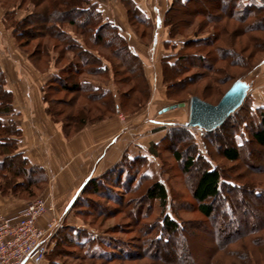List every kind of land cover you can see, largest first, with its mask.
Listing matches in <instances>:
<instances>
[{
	"label": "rangeland",
	"instance_id": "374dc122",
	"mask_svg": "<svg viewBox=\"0 0 264 264\" xmlns=\"http://www.w3.org/2000/svg\"><path fill=\"white\" fill-rule=\"evenodd\" d=\"M53 1L54 0H22L21 2V0H0L1 17L3 13L2 10H6L7 14L3 21L6 19L5 27L7 31L13 29L17 21H25V25L22 29L27 34L23 37H20L19 40L17 38L16 41L14 39L13 41L11 40L12 42H16L17 53L21 55L22 58H25L31 65H35L34 67L41 73L51 70L53 72L52 75L58 72L64 76L68 75L67 71L71 66H76L75 64L79 59L77 51L75 49H69L67 50L64 57H60L59 51L60 49L62 50L63 46L67 42L62 37L56 38L53 36V34L51 35L47 33L46 29L43 27V24H46L47 20H43V17L40 16L37 19L30 18V16H32L31 14H33L35 10L41 12L42 9L49 6ZM170 1L171 0H133V3L136 4V6L140 9V15H144L150 22V25L148 26H144L140 22H131V20L129 22V10L132 8V5L130 4L132 3L131 0H103V2L100 3L97 1L103 13V18L106 20L112 19V17L116 15L117 12H113L114 6L119 12H126L127 21L125 19V28H127L132 35L133 39L130 40L128 38V40L135 53L139 55V44L145 45L147 50L152 52L151 55H153V59L150 58V65L148 66V64L145 65L144 63L143 77L141 75L139 76L138 74L135 76L134 74L132 77L133 79H131L129 83L123 82V84H118L115 81V78H112V71L111 73L110 71L108 72L110 74L108 77L105 75H99L98 78H102L105 82H100L99 80L95 81L94 84H100V86H102L105 90L110 91L109 95H106L103 98H100L99 92L94 93L95 95L91 93V95L88 96V93H83L81 94L82 96H78L77 93L63 91L62 89L47 90L46 94L48 96V103L45 102L46 108L49 105V111L46 109L47 114L54 122L59 123L62 126V132L65 138H71L73 135L72 133L75 132L74 128H71V124L65 120L66 116L69 114H74L83 108L81 105L87 106L89 108L88 112L90 115L94 116L96 112L98 113L97 108H99L98 104L102 102L101 100H106V102L111 104L115 102H118L122 105L128 103L126 106H121V109L117 113H111L110 116L106 115V117L117 115L122 119L123 122L128 123L131 120L130 117H134L133 115L136 113V109L131 107L133 104L132 102L127 101L130 99L125 98V95L129 93L130 89L135 86L137 89H141L142 87V89H144V86L150 87V97L146 101L145 107L139 112L148 107L153 99L156 100V103L154 102V111L149 115L144 116L145 118L143 117L141 122L147 123L149 119H152L158 124L153 125L155 126L154 128H161V131H163L159 135L161 138L159 136L150 137L151 134H149V139H151L149 141H147L148 137L146 138L145 142L144 139H137L134 142L132 149L129 148L126 151V160H134L136 158L140 160L142 157H145L148 161L145 166L136 169L133 168L132 172L128 173L127 176L125 175V177H123L124 174L120 175L119 173H110V177L107 181L108 190H104L103 192L99 191L98 193H94L90 187L88 189H84V191L81 193V196L83 194L82 197L85 201L79 199L80 197H78L74 201L75 205L70 211V213H72L71 218H73L71 220L74 221L76 217L78 220H75V223H69L63 220L60 223L57 231H55V234L57 235L61 232L63 234H71L72 236H75L77 234L81 235L82 233H85L93 237H104L107 236L105 232L110 231L114 236H118L119 238L125 239L126 241L130 240L132 244V250H138L139 254L142 256L147 255L148 253H151L152 255L154 253H157V255H164L165 253L163 251L162 241H153L148 246V248L146 247L141 249V247L139 249V246L142 242L140 238L141 236L145 239H151L152 241L158 236L157 234L159 232L157 221L159 220V216L161 214V206L158 202L151 203L143 192L144 187L148 185V183H152L153 180L151 178L153 176L155 180L160 179L167 187L170 199L167 205L168 212H171L173 217L182 220L186 226L183 230H181V232H179L180 234L177 233L176 238L173 241V247L175 250L172 246L170 247L172 253L171 256L169 255L167 257L169 264H188V262H191L192 264L193 262L205 264L213 256V253L216 251L219 252V249L221 248L219 245L224 244L226 241L225 237H220L217 239L210 235L209 230H213V224L221 221V224H225L223 233L231 235L234 234L236 230H238L239 233H243V231H248V229L252 227L257 228L259 225L264 223V213H262L264 211V197L256 199L251 197V193H249L250 189L253 191L254 188L256 190L258 189L259 191L264 189V164L262 163V166L260 164L264 155H262V159L260 158L261 154L259 155V152L262 151L263 147L255 144L253 145V150L255 152L249 153L248 150L240 146L243 148L241 153L242 160L237 162H229L222 156L224 148L228 147L230 143H232L231 135L233 137L234 134H239L241 129L242 136L237 135V141H234L235 144H239L241 141H243V139H250L252 137L253 130L256 128L261 129V126H259V119L256 118L254 120V118L256 117L255 115L260 114V112L257 111L258 108L264 107V51H255V48L252 47L250 42L251 37L249 38V36H251V34H256L264 39V14H258L257 20L259 21L249 18L248 22L251 26L257 28V31H253V33H247L246 36L241 35L240 38H236L237 40L227 37V40L224 39V41L221 42L223 43L224 47L231 51H228L230 55L229 57L231 59H237L235 51H238V57L240 56V53H242L243 55L251 58V63H249V60L242 59L243 66L240 65L237 67L229 65V63L225 61L220 62L219 65L221 67H227L229 72H223L220 70H214L215 72L212 71L211 73L209 72L206 79L199 78L195 81V83L187 84L186 87L180 92L176 91L177 94L175 97L172 96V99L174 98L172 100L168 99L167 90L171 88V85L175 83L176 79L166 83V80H164L163 75L161 74L160 80L162 82L160 80H158V83L154 81V73L156 72L155 68H157L156 66H158L159 70L161 69L163 72L161 63L162 52L165 54L172 51L169 50V48H164L163 46L164 40L167 39L171 33L170 26H167L165 22V10L169 8V4L167 5V2L170 3ZM155 7L160 9V15L159 12H154ZM187 9V12L189 13L197 9L208 11L205 5H191L186 8V10ZM68 11L69 13L67 12L65 15L66 18L73 19L77 17V14L74 10V12L72 9H68ZM214 13L219 14L220 12H209V15H214ZM159 17L162 19L161 24H159ZM206 18L207 17L203 16L202 14H196V16L193 18H190V16L186 17L187 24L180 30L182 34L180 33L177 34V36H172L174 37L173 39H176L177 41L184 40L194 37V33H200L201 31V33H203L205 28H200V26ZM261 19L263 20L260 21ZM48 20L51 21L52 18H49ZM223 20L228 22L229 31L240 28V23L235 19L225 18ZM65 27L71 28L69 25H65ZM198 29H200V31ZM144 31H147L145 35L143 34ZM70 33L73 37L79 38L80 41L85 43V45L87 43L89 46H91L93 43L91 41V37L88 38L87 36L83 35L77 36L75 32L72 31ZM156 37L158 42L155 43L154 40ZM232 41H236V43H233ZM255 44L263 47L264 41H259V44L258 42H255ZM42 48H44L43 53ZM119 48H122V46H119ZM119 48L116 49L115 47H104V49H100L103 55L109 57L112 60L116 69L121 67L124 68L122 62V57L124 54H121ZM4 49L5 53L11 54L10 48L8 46H5ZM45 54L49 56L45 57ZM21 57L20 59L23 61ZM124 57L126 60L130 59L129 56ZM37 58L40 60H37ZM259 61L263 62L258 66L255 65L259 63ZM0 63L2 64V62ZM137 64L139 67V63ZM132 67L135 68V66ZM252 67L256 68L251 70ZM1 68L2 65H0V70ZM247 69L248 72L245 73ZM201 70V68H190L187 72L181 73L179 76L182 78H184V76H192L196 72H203V70ZM205 70L208 72L207 69ZM125 72L127 71L125 70ZM241 76L246 80V82L251 83L248 96L243 104L248 109L243 107L242 110L235 112L233 115H231L230 120L227 119V122L225 121L226 123L220 127V129H217L210 137L209 135L207 136L206 132L198 127H189L186 121H183L185 116L179 118L182 115L181 113L184 112L183 110H188V105L184 108H175L172 110L171 112L179 113V115L174 118L165 117V115H163L165 113H160L164 107L170 104L180 101L189 102L192 95L204 97L212 104H216L219 102L227 89L233 84V81L237 77ZM116 77L117 80L121 79V75H117ZM95 79L98 80L97 76ZM168 83H170L169 87ZM45 90L46 88L43 90V94H45ZM173 91L175 90L173 89ZM161 92H165V95L163 96V93L161 94ZM137 95L139 96L141 94L138 92ZM160 95H162L164 99L161 98ZM188 102L186 103L188 104ZM102 112L106 113L104 111ZM20 113H16L15 115L11 116L17 121V123L22 122V114ZM252 116L255 117L253 118ZM161 118H167L170 120L166 121ZM228 123L235 124L236 127L229 126L225 128L224 126L228 125ZM63 125H66L67 127H64ZM128 126H136V123L132 122ZM184 126L188 128L187 133L189 132V139L186 136H182L180 134V137H178L180 140L178 138H172L170 142H163L162 136H166V134L169 132V129L171 130L174 127L179 128ZM65 132L71 135L68 137ZM192 145L194 146V150L190 151ZM175 151L181 152L184 158L183 161H178L174 157ZM200 152L207 155V159L210 161L211 165L219 167L220 170H224L227 173V180H231L228 181V183L230 182L231 186L236 184L238 187L243 188V192L237 194V201L242 204V209L237 211L236 207H233L237 211V217L240 220L239 222L233 220H226L225 223L222 222L225 208L224 202L221 200L216 203L215 206L217 207V211L214 213L210 221L197 210V203L193 198L189 182L195 177H198V173L192 169L188 175V173L183 171V165L186 163L188 156L198 155ZM1 155L4 154L0 153V156ZM257 165H260V168H262L263 171H257L250 168V166H254L256 168ZM112 168H114V166ZM110 170L106 171L105 174H108L107 172H110ZM146 174L150 175L151 177H148V179H143L141 188L139 187V189L137 188L136 190L133 189L130 193L125 192V189H130V186L127 183L132 176H135L136 179L140 180L142 179L143 175ZM10 178L11 176H6L5 172L0 173L1 195H12L24 201H28L27 204L39 197L50 198L49 202L54 203L56 208V196L51 190V187V191L48 190L49 192H44L45 189H47L46 186L48 182L44 183V185L41 187L39 185H34L31 188L32 191L30 190L31 192L18 189L16 192L14 191V193L9 189V185L14 180H16V178L14 176L12 179ZM124 182H126L127 185ZM123 196L125 199L121 204L119 203L120 200L118 201V199ZM85 198L91 205L90 209L87 207ZM79 200L81 202H79ZM260 206L261 209H263L262 212L258 210V207ZM89 210H91V212H89ZM56 212L57 209H55L54 214L52 212L50 214L55 216ZM59 215L62 216L63 213L59 212ZM55 217H57V215ZM155 224L157 226H155ZM145 226L148 227L143 229L147 230L145 231V234L147 233L146 235L143 233L144 231L141 232V228ZM149 226L154 228L150 230ZM259 231H261V237L264 236V231ZM55 234L54 236L56 237ZM258 236H260L258 233H253L246 237L243 236L241 242L234 239V241L230 243V247L239 251L241 254L243 252V248L245 250H249L252 253L251 264H264V242L261 241V243L259 242L258 245H254L251 241ZM184 237L187 239L190 246L188 250L189 253L186 250ZM54 238L51 239L49 248L52 247V241H54ZM221 240L222 242H220ZM65 242L66 243L59 246V251H62L63 253L60 255H52V258L58 259L55 260V262L58 264H108L103 263L101 260H92L86 258L87 247L78 245V243L76 244V241L73 239L67 238ZM227 255L228 253L225 251L223 253H219L218 257H220V259L223 260L225 264H246L240 258H238V256L227 257ZM161 263L162 261L159 262V264ZM111 264H151V261L148 258H141L132 261H126L122 263L116 262Z\"/></svg>",
	"mask_w": 264,
	"mask_h": 264
},
{
	"label": "trees",
	"instance_id": "16d2710c",
	"mask_svg": "<svg viewBox=\"0 0 264 264\" xmlns=\"http://www.w3.org/2000/svg\"><path fill=\"white\" fill-rule=\"evenodd\" d=\"M131 1L132 3L130 4L132 5V8L129 10V22L131 20V22H140L144 26L150 25L148 19L144 15V17L140 15V9L136 6V4L133 3V0ZM191 5H205L208 11L197 9L189 13L187 12L188 9L186 10V8ZM68 9H72V11L74 10L77 14V17L73 19L66 18V13H69ZM175 10L177 13L175 12ZM209 12L220 13H214V15H209ZM261 13L264 14V0H171L169 8L166 10L165 13V22L167 26H170L171 33L170 36L164 40L163 46L164 48H169V50L172 51L169 53H165V55L161 57V63L163 68L162 75L164 80H166L165 82H171L173 79H176L175 83L171 85V90H167L168 99H172V96L175 97L177 94L176 91L180 92L186 87L187 84H193L199 78L206 79L208 77L209 72L211 73L214 70L229 72L227 67H221L219 65L220 62L225 61L229 63V65L237 67L240 65L243 66L242 59L249 60V63H251V58L243 55L242 53H240V56L238 57V51H235L237 59H231L229 57L230 55L228 52L230 50L224 47L223 43L221 42L224 41V39L227 40V37H229L230 39H238L241 35L246 36L247 33H253V31H257V28L251 26L248 21L249 18H253V20L255 19L256 21H259L257 20V18L258 14ZM6 14L7 11L4 16H6ZM196 14H202L203 16L207 17L200 26V28H205L203 30V33H201L202 31L200 33H194V37L180 41H176V39H173L174 37L172 36H177V34H180V30L187 24L186 17L190 16V18H193L194 16H196ZM31 15L32 16H30V18L37 19L41 16L44 18L43 20L46 19V24H43V27L46 29L47 33L51 35L53 34V36H55L56 38L62 37L67 42L63 46L62 50L60 49L59 51L60 57H64L67 50L75 49L79 58L75 64L76 66H71L70 69L67 71L68 75L62 76V74L57 72L56 74H53L51 76L49 82L47 83V89L44 91V101L46 103H48V96L46 94L47 90L51 89H62L63 91L67 92L70 91L72 93H77L78 96H82L81 94L83 93H88V96L91 95V93L95 95L94 93L96 92H99L100 98L109 95V90H105L102 86H100V84H94L95 81L99 80L100 82H105L102 78L99 79L98 76L105 75L108 77L110 76V74L108 73L109 71L110 73L111 71L113 72V77H111L115 78V81L118 84H123V82L129 83V81L133 79L132 77L134 74L135 76L136 74H138L139 76L141 75L142 77L144 76L143 59L133 51L129 44L128 37L122 33L120 27L116 23L103 18V13L97 1L54 0L50 3L49 6L42 9L41 12L35 10V12ZM49 18H52V20L49 21ZM225 18L235 19L237 22L240 23V28L236 30L232 29L229 31L228 22L223 20ZM263 19H261L260 21H262ZM24 25L25 21L22 20L17 21L13 27V33L18 40L20 39V37H23L27 34L22 29ZM65 25H69V27L71 28H67L65 27ZM198 30L200 31V29ZM71 31L75 32L77 36L83 35L87 36L88 38L91 37V41L93 43L91 44V46L86 43V46L85 43L80 41L79 38L73 37L70 33ZM146 33L147 31L143 32L144 35ZM250 37V42L252 44V47L255 48V51H264V46L261 47L260 45L255 44V42H258L259 44V41H264V39L256 34H251L249 38ZM232 42L236 43V41ZM119 46H122V48H119ZM104 47H115L116 49L119 48L122 55L124 54V56L130 57L129 60H126L124 56L122 57L124 68L121 67L116 69L114 67V63L112 62V60L109 57L103 55L100 51V49H104ZM44 48H42V53L44 52ZM48 56L49 55L45 54V57ZM38 59L39 58H37V60ZM262 62L259 61V63L255 65L258 66ZM137 63H139V67ZM132 66H135V68H133ZM190 68H201L203 72H196L192 76H184V78L179 76L181 73L187 72ZM254 68L256 67H252L251 70H254ZM205 69H207L208 72ZM125 70L127 72H125ZM247 72L248 69L245 73ZM117 75H121V79L117 80ZM94 76H97L98 80H96ZM239 79L245 80L241 76L237 77L233 82ZM168 84L167 85L169 87L170 83ZM142 88L137 89L135 86L131 88L130 92L125 95V98L130 99L127 101L132 102L133 106L131 107L136 109V113H138L145 107L146 101L150 97V87L144 86V89ZM173 89L175 91H173ZM138 92L141 95L138 96ZM198 97L207 102H210L204 97ZM101 101V103L98 102V113L96 112L94 116L90 115V113L88 112L89 108L84 105H81L83 108L78 110L76 113L69 114L66 116L65 120L71 124V128H74L75 132L72 133L73 135L83 129L88 123L99 122L106 118V115L110 116L111 113H117L121 109V106L128 105V103L122 105L118 102L111 104L106 102V100ZM243 107L245 106L242 105L238 109V111L242 110ZM46 109L49 111V105ZM245 109L248 108L245 107ZM102 111L106 113H103ZM257 111H259L260 114L255 115L256 117H252H255L254 120L256 118L259 119V126H261V129H257L255 127L256 129L254 128L255 130H253L252 132V137L246 140L243 139V141H241L239 144H235L234 141H237V135L242 136L241 129L239 128V134L236 133L233 137L231 135L232 143H230L228 147L224 148L222 152L223 158L227 161L237 162L239 160H242V147L248 150L249 153H254L255 151L253 150V145L255 144L263 147L262 151L259 152V155L261 154L260 158L262 159V155H264V107L258 108ZM16 113L17 111L14 106L13 91L11 90V88L8 87V81L5 73L0 70V153L4 154L3 156H5L4 159L0 161V172H7L6 176L9 177L10 175L11 178L14 176L16 180H14L13 182H17V180L20 178L23 179L22 182L15 185L14 188H16V191L18 189H23L27 192H31V188L34 185H39L40 187L44 185V183H46L47 181V176L40 166L32 165L28 161V159L23 156L22 153L19 152L13 155V153H15V149L17 148V144L19 143V137L22 132L17 121L11 117ZM230 117L228 118L229 120ZM66 125L63 126L67 127ZM229 126L236 127L235 124L230 123H228V125H225L224 127L227 128ZM220 127L217 129H220ZM187 129L188 128H186V126L179 128L174 127L171 130L169 129V132L166 134V136L162 138V140L164 143L170 142L172 138L177 139L178 137H180V134L182 136H186L189 139V132L187 133ZM217 129L211 132H206L204 130L203 131L206 132L207 136L209 135L210 137ZM65 133L68 137L71 135L67 132ZM191 150H194L193 145L191 146L190 151ZM174 157L178 161L184 160L183 155L180 151H175ZM126 158L127 157L125 153L122 159L118 162V164L115 165L114 168H111L110 172H107L108 174L104 173L103 175L94 178L89 182L85 189H88L90 187V189L93 190L94 193L108 190L107 181L110 177V173H119L120 175L124 174L123 177H125V175L127 176L128 173L132 172L133 168L136 169L145 166L148 163L145 157H142L140 160H138V158L134 160H126ZM207 158L208 157L206 154L200 152V154L198 155L188 156L186 163L183 165V171L188 173V175L192 169H194L198 173V177H195L194 179H192V181L189 182L193 198L197 203V210L210 221L214 213H216L217 211V207L215 206L216 203L221 200L224 202L225 208L222 222L225 223L226 220H233L239 222L240 220L237 217V211H240L242 209V204L237 201V194L243 192V188L238 187L236 184L231 186L230 182L228 183V181L231 180H227V173L224 170H220L219 167L211 165L210 161ZM262 163L264 164V156L260 163L261 166L263 165ZM250 168L255 169L257 171H263V169L260 168V165H257L256 168L254 166H250ZM148 177L151 176L146 174L143 175L142 179L139 180L136 179L135 176H132L127 183L130 186V189H125V192L130 193L133 189L136 190L137 188L139 189V187L141 188L143 179H148ZM151 179L153 180L152 183H148V185L144 187L143 192L151 203L158 202L161 206V214L159 216V220L157 221L159 232L157 234L158 236L152 241L151 239H145L141 236L140 238L142 242L139 246V249L141 247V249H144L146 247L148 248V246L153 241H162L163 251L165 254L157 255V253H154L152 255L151 253H148L147 255L142 256L141 254H139L138 250H132V244L130 240L126 241L125 239L119 238L118 236H114L113 234H111L110 231H107L105 232L107 236L104 237H93L85 233H82L81 235H79V237H77L78 234L72 237V239L76 241V244L78 243V245L87 247L86 258L92 260H101L103 263L108 264L116 262L122 263L135 259L148 258L150 259L151 264H159V262L161 261L163 264H169L167 257L169 255L171 256L172 253L170 247H173V241L176 238L177 233L181 232V230H183L186 226L182 220L173 217V214L171 212H168L167 205L170 199L165 184L160 179L155 180L153 176ZM124 183L126 184V182ZM249 193H251V197H254L256 199L264 197V189L260 191L258 189L256 190L255 188L254 191L250 189ZM82 196L80 195L79 199L84 200ZM124 199V196L118 199V201L120 200L119 203L122 204L124 202ZM79 202L81 201L79 200ZM86 204L87 207L90 209L91 205L90 203H88L87 199ZM233 207H236L237 211ZM258 210L260 212L263 211V209H261V206L258 207ZM89 212H91V210H89ZM262 213H264V211ZM198 222L201 223L200 221ZM220 222L218 221V224H213V230L210 229L209 232L212 237L214 236L217 239H219L220 237H225L226 241L224 244L219 245L221 246L219 252L216 251L217 253H213V256L210 255L212 257L205 264H225L223 260L218 257L219 253H223L225 251L228 253L227 257L238 256V258H240L246 264H251L252 253L249 250H245L243 248V252L241 254L239 251L235 250L234 248H231L230 243H232L234 239L241 242L243 236L246 237L253 233H258L260 235L251 240L254 245H258L259 242L261 243V241L264 242V236L261 237V231H259H264V223H262V225H259L257 228L252 227L248 229V231H243V233H239L238 230H236L234 234L228 235L226 233H223L225 229V224H221ZM157 225L155 224V226ZM146 227L147 226L141 228V232L144 231V234L147 230L143 229H146ZM152 228L154 227L149 226L150 230ZM184 239V242L186 244V250L189 253V243L185 237ZM65 241L66 239L60 240L55 244L52 249L48 248L45 254V260L47 257L52 258V255L62 254L63 252L59 251V246L66 243ZM220 242H222V240ZM230 248L233 250H231ZM53 260L58 259L53 258ZM188 264L192 263L188 262ZM193 264L198 263L193 262Z\"/></svg>",
	"mask_w": 264,
	"mask_h": 264
},
{
	"label": "crops",
	"instance_id": "0c3cea01",
	"mask_svg": "<svg viewBox=\"0 0 264 264\" xmlns=\"http://www.w3.org/2000/svg\"><path fill=\"white\" fill-rule=\"evenodd\" d=\"M93 1L103 2V0ZM168 4L170 5L167 2ZM2 11L1 17L0 9V62H2L0 65H2L1 70L7 77L8 87L13 91L14 106L17 113L21 112L20 114H22V122H18L22 132L13 155L20 152L32 165L40 166L43 169L47 176L46 182H48L47 189L44 192L52 190L56 196L57 212L55 216L57 215L60 222L64 220L69 223H75L74 221L78 219L76 217L74 221L71 220L73 218H71L72 213L70 211L75 205L74 201L81 195L89 182L117 165L126 151L129 148L132 149L137 139H144L145 142L148 137L147 141H149L151 140L149 139V134H151L150 137H154L159 136L163 132L161 128H154L155 126L153 125L158 124L152 119H149L147 123L141 122L144 116L154 111V102L156 103V100L153 99L151 104L143 111L134 114L133 118L130 117L131 120L128 123L123 122L117 115L106 117L104 118L105 120L86 125L83 129L72 135L71 138H65L62 132V126L54 122L47 114L46 103L44 101L43 90L45 88L47 89V83L53 72L51 70L42 73L39 72L34 67L35 65H31L17 53L16 42H12L13 39L16 41L13 33L14 29L7 31L5 27L6 19L3 21L6 10ZM113 12H117L116 15L108 20L116 23L122 33L132 40L131 33L125 28L126 12H119L115 6ZM154 12H159L160 15V9L157 7L154 8ZM158 20L159 24H161L162 19L159 17ZM156 42H158L157 37L155 39ZM5 46L10 48L11 54L5 53ZM139 46V55L144 60L145 65L148 64L149 66L150 58L153 57L151 55L152 52L147 50L145 45L139 44ZM164 55L162 52L161 57ZM20 57L24 62L21 61ZM156 67L154 81L158 83L162 70H159L158 66ZM162 93L164 96L165 92ZM160 97L164 99L162 95ZM187 109L183 110L184 112L179 117L182 118V116H185L183 121H186V123L189 120V107ZM172 110L160 113H165L163 114L165 117H177L179 113L171 112ZM161 119L166 121L170 120L167 118ZM132 122H135L136 126L129 127L128 125ZM159 137L161 138V136ZM4 157L1 155L0 161ZM22 181L23 179L20 178L17 182H12L9 185V189L12 192H16L14 190L15 185ZM27 202L12 195L4 196L0 194V212L7 216L15 217L19 210L27 205ZM59 212H62L63 215H59ZM52 217V214L48 213L41 220V223L46 224ZM54 237L53 235L52 238ZM56 237L52 241L53 244L50 248H53L58 241L67 238L72 239L74 236L59 233ZM56 263L53 258L47 257L43 264Z\"/></svg>",
	"mask_w": 264,
	"mask_h": 264
},
{
	"label": "built area",
	"instance_id": "2783aa9c",
	"mask_svg": "<svg viewBox=\"0 0 264 264\" xmlns=\"http://www.w3.org/2000/svg\"><path fill=\"white\" fill-rule=\"evenodd\" d=\"M49 199L39 197L31 201L15 217L0 212V264H43L61 223L55 216L46 224L41 223L56 209Z\"/></svg>",
	"mask_w": 264,
	"mask_h": 264
},
{
	"label": "water",
	"instance_id": "95a60500",
	"mask_svg": "<svg viewBox=\"0 0 264 264\" xmlns=\"http://www.w3.org/2000/svg\"><path fill=\"white\" fill-rule=\"evenodd\" d=\"M251 83L244 80H236L223 94L218 103L212 104L198 96H192L188 102L170 104L163 108L166 112L175 108L189 106V127H198L206 132H211L233 115L244 104Z\"/></svg>",
	"mask_w": 264,
	"mask_h": 264
}]
</instances>
